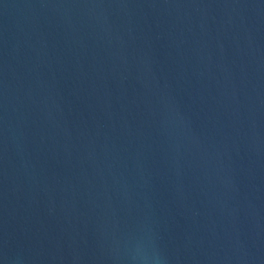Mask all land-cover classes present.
<instances>
[{
    "label": "water",
    "instance_id": "obj_1",
    "mask_svg": "<svg viewBox=\"0 0 264 264\" xmlns=\"http://www.w3.org/2000/svg\"><path fill=\"white\" fill-rule=\"evenodd\" d=\"M0 264H264V0H0Z\"/></svg>",
    "mask_w": 264,
    "mask_h": 264
}]
</instances>
